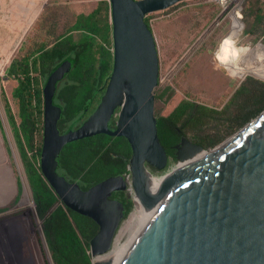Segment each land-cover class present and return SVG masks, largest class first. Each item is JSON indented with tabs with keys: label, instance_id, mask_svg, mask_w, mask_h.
Returning a JSON list of instances; mask_svg holds the SVG:
<instances>
[{
	"label": "water",
	"instance_id": "95a60500",
	"mask_svg": "<svg viewBox=\"0 0 264 264\" xmlns=\"http://www.w3.org/2000/svg\"><path fill=\"white\" fill-rule=\"evenodd\" d=\"M177 1L108 0L110 72L94 108L64 131L57 127L61 108L53 95L73 59L66 56L51 67L41 88L39 170L66 207L96 223L88 239L91 264H110L91 257L109 248L123 217L122 201L110 195L125 190L126 177L140 204L154 205V216L118 264H264V108L209 149L180 134L173 151L177 162L202 149L207 153L156 192L147 187L146 166L159 171L168 156L153 113L157 51L143 17ZM99 132L125 137L128 173L108 175L83 189L77 179L68 180L56 170V158L67 141ZM8 256L4 250L0 257L8 263ZM16 263L22 264L18 255Z\"/></svg>",
	"mask_w": 264,
	"mask_h": 264
},
{
	"label": "trees",
	"instance_id": "16d2710c",
	"mask_svg": "<svg viewBox=\"0 0 264 264\" xmlns=\"http://www.w3.org/2000/svg\"><path fill=\"white\" fill-rule=\"evenodd\" d=\"M176 3L166 7L168 9ZM248 9L251 6L247 7ZM239 19V16L237 14ZM151 30L145 14L143 17ZM240 20V19H239ZM40 30L43 37L38 38ZM73 31L79 32L77 38ZM246 31L264 41V11L254 12ZM71 56V67L58 81L53 101L61 108L57 127L78 125L97 103L111 68V24L108 0H96L86 10L69 9L61 0H47L24 33L4 68L14 80L10 95L15 111L3 97L10 126L28 183L34 211L53 264H91L88 239L96 223L66 207L45 181L38 165L42 128L44 79L57 62ZM264 108V80L245 75L219 107L181 97L165 114H156V132L168 157L180 134L204 146L213 145ZM109 125L113 119L109 120ZM130 148L122 135L95 133L64 143L56 170L81 188L114 174H127ZM18 187L19 182L16 180ZM111 196L123 203V217L132 206L123 190Z\"/></svg>",
	"mask_w": 264,
	"mask_h": 264
},
{
	"label": "rangeland",
	"instance_id": "374dc122",
	"mask_svg": "<svg viewBox=\"0 0 264 264\" xmlns=\"http://www.w3.org/2000/svg\"><path fill=\"white\" fill-rule=\"evenodd\" d=\"M95 1L61 0L69 9L74 10H86L94 5ZM236 6L238 9L234 16L241 24V28L232 45V57L239 61V64L248 67L240 72V76L230 73L229 69L219 62L217 56L222 38L231 23L230 12ZM248 6L251 8L248 9ZM255 11H264V0H185L168 9L146 13L158 58V81L153 89V112L167 113L181 97L219 107L245 75L264 80V41L260 36L246 31ZM4 31L6 28L0 29V168L10 169L14 190L6 202L0 205V225L13 224L15 232L20 234L17 247H20L18 255L22 264H53L33 203L30 205L21 202L24 193L22 184L25 183L26 177L3 110L4 97L10 109L15 111L10 95L14 80L4 76V68L15 51L11 53L15 43H12V40L2 43L6 39L2 35ZM39 32L38 38H42L43 31ZM15 35L12 38L17 41L18 35ZM78 36L79 32L73 31V37ZM231 133L215 144L203 148L213 147ZM174 162L177 161L168 157L163 169ZM16 180L19 182L18 187ZM28 192L32 199L29 186ZM124 195L128 196L125 190ZM132 208L133 204L120 220L117 229L130 215ZM0 237L8 242L3 230ZM8 245L10 246L9 242ZM4 250H7V247L0 243V256ZM0 264L8 263L0 257Z\"/></svg>",
	"mask_w": 264,
	"mask_h": 264
},
{
	"label": "bare ground",
	"instance_id": "6f19581e",
	"mask_svg": "<svg viewBox=\"0 0 264 264\" xmlns=\"http://www.w3.org/2000/svg\"><path fill=\"white\" fill-rule=\"evenodd\" d=\"M238 9V6L234 7L230 12L231 23L229 29L224 34L220 46L217 50V56L219 62L229 69L230 73L240 76V72L244 71L248 67L239 64L237 60L232 57V45L234 43L235 36L240 32L241 24L234 16V12ZM261 43V42H258ZM262 44V43H261ZM263 45V44H262ZM264 46V45H263ZM226 141V140H225ZM224 141V142H225ZM223 142V143H224ZM1 153V150H0ZM207 151L205 149L200 150L192 157L187 158L180 162H174L169 164L167 168L157 171L153 168H145L147 175V187L149 190L156 192L159 190L165 181L177 172L185 169L189 164H194L200 160ZM10 169L1 167L0 168V205L4 204L9 197L10 193L14 190V181L10 176ZM26 183V181H25ZM22 184L23 197L21 202H27L31 205V199L28 192L27 183ZM125 192L132 198L133 210L130 215L124 219L122 225L115 231L111 244L106 250L97 253L91 257L92 261L102 260L108 261L110 264H118L127 250L136 241L138 236L141 234L143 228L154 216L152 209L144 208L138 198L134 195L132 187L130 185L129 178L126 177V188Z\"/></svg>",
	"mask_w": 264,
	"mask_h": 264
},
{
	"label": "crops",
	"instance_id": "0c3cea01",
	"mask_svg": "<svg viewBox=\"0 0 264 264\" xmlns=\"http://www.w3.org/2000/svg\"><path fill=\"white\" fill-rule=\"evenodd\" d=\"M47 0H0V29L6 28L2 33L6 41L15 43L11 53L17 48L24 33L42 9ZM5 14V15H4ZM8 19V20H7ZM10 21V23H8ZM17 34V41L14 38Z\"/></svg>",
	"mask_w": 264,
	"mask_h": 264
},
{
	"label": "flooded vegetation",
	"instance_id": "af4514ba",
	"mask_svg": "<svg viewBox=\"0 0 264 264\" xmlns=\"http://www.w3.org/2000/svg\"><path fill=\"white\" fill-rule=\"evenodd\" d=\"M109 126L112 127L113 123L110 124ZM111 197H114V196H111ZM0 226L3 228L4 234L6 235V239L8 240V242L10 244V246H9L8 242L4 241V239L2 238V241L7 246V250L6 251H8V253H9L7 261H8L9 264H14L15 260H16V255H18V252H20V249H19L20 247H17L18 245L17 246L15 245V242L17 244L18 239H20V237H19L20 234L15 232V228H14L13 224L8 225V224L2 223V225H0ZM12 245H13V247H12Z\"/></svg>",
	"mask_w": 264,
	"mask_h": 264
},
{
	"label": "built area",
	"instance_id": "2783aa9c",
	"mask_svg": "<svg viewBox=\"0 0 264 264\" xmlns=\"http://www.w3.org/2000/svg\"><path fill=\"white\" fill-rule=\"evenodd\" d=\"M130 197V196H129ZM131 198V197H130ZM131 200H132V198H131ZM133 202V201H132Z\"/></svg>",
	"mask_w": 264,
	"mask_h": 264
}]
</instances>
